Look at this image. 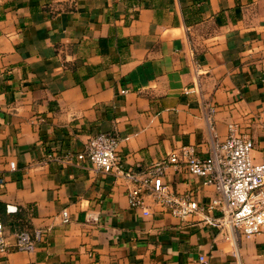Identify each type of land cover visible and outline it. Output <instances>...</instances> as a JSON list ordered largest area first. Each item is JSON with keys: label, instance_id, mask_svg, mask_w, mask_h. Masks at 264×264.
I'll return each instance as SVG.
<instances>
[{"label": "crops", "instance_id": "0c3cea01", "mask_svg": "<svg viewBox=\"0 0 264 264\" xmlns=\"http://www.w3.org/2000/svg\"><path fill=\"white\" fill-rule=\"evenodd\" d=\"M230 125L261 161L264 0H0V209L45 233L0 264H264V226L244 238L150 196L144 216L131 182L74 158L111 133L121 170L142 175L182 148L208 156ZM162 181L216 196L183 162Z\"/></svg>", "mask_w": 264, "mask_h": 264}, {"label": "built area", "instance_id": "2783aa9c", "mask_svg": "<svg viewBox=\"0 0 264 264\" xmlns=\"http://www.w3.org/2000/svg\"><path fill=\"white\" fill-rule=\"evenodd\" d=\"M213 112L214 108L209 107L206 114L211 130ZM118 147L119 140L115 135L100 133L90 137L74 158L86 162L96 172L114 174L131 182L133 187L128 191L129 204L140 209L144 216L150 212L144 205L143 197L150 196L155 205L172 217L183 221L200 215L201 221L208 226L219 231L234 232L244 238L256 235L264 226V158L259 162L252 159L251 139L237 133L234 125L228 126L227 137L218 141L208 156L200 157L190 148H182L181 155L171 154L163 163L148 168L142 175L121 170ZM71 159V154H66L61 160ZM179 162H183L188 173L199 178L203 185L213 186L215 198L205 205H199L190 195L180 196L171 192L162 181L164 169L166 165H177ZM9 168L14 170V162L9 163ZM16 211V207L6 206L7 213ZM66 215V212H62L64 218ZM44 236L40 229L9 234L3 230L0 222V254L11 251L31 253Z\"/></svg>", "mask_w": 264, "mask_h": 264}, {"label": "trees", "instance_id": "16d2710c", "mask_svg": "<svg viewBox=\"0 0 264 264\" xmlns=\"http://www.w3.org/2000/svg\"><path fill=\"white\" fill-rule=\"evenodd\" d=\"M7 219V221L5 220ZM0 222L5 232H15L21 230L31 231L32 229L27 225L26 221L20 215L19 210L17 209L14 213H7L6 206L4 211L0 209Z\"/></svg>", "mask_w": 264, "mask_h": 264}]
</instances>
